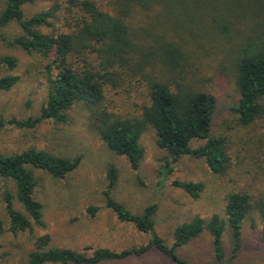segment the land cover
Masks as SVG:
<instances>
[{
	"label": "trees",
	"instance_id": "1",
	"mask_svg": "<svg viewBox=\"0 0 264 264\" xmlns=\"http://www.w3.org/2000/svg\"><path fill=\"white\" fill-rule=\"evenodd\" d=\"M34 1L5 0V7L0 11V28L16 22L22 35L12 40L4 38L6 43L35 53L44 60L42 75L46 79L47 98L40 108L39 118L0 119V132L5 127L32 129L45 121L65 124L67 110L80 102L86 108L91 130L108 150L125 158L132 170L138 169L144 157L141 134L150 128L155 131L156 145L167 153L171 163L183 156H192L203 160L214 175L226 172L229 160L226 140L210 135L219 101L215 94L189 79L187 51L163 36L156 37L149 45H138L123 17L113 16L89 0H65L81 15L69 33L48 36L37 28L49 25V12L31 18H24L22 14L21 6ZM154 1L119 0V3L135 4L147 10ZM188 1L168 0L164 9L168 19L176 25H184L186 19V25L194 19L200 24L202 13L207 9L209 26L206 29L228 42L234 40L230 57L238 97L229 110L237 115L243 126L264 118V0H224L225 8L219 0H197L196 5L202 8L197 6L199 12L194 16ZM189 32L192 33L191 28ZM16 66L15 57L0 58V69L5 71L0 76V91H10L17 84L19 78L10 73ZM124 76L145 86L148 104L142 106L139 115L117 116L104 106L105 89H117ZM194 140H205V144L191 149L190 143ZM78 163V159L59 157L43 149L0 155V177L14 183L15 198L23 210L14 207V198L9 192L3 193L7 230L12 235L33 233L35 228L45 227L43 206L34 196L36 182L29 166L63 179ZM169 165L166 164L164 174L171 171ZM116 179V169L110 167L103 192L105 206L118 221L133 225L138 232L147 235V245L118 251L98 247L86 254L52 248L49 235L43 234L35 237V249L29 254L28 264H108L142 257L149 251L165 257L169 264H189L179 257L177 249L199 241L205 234L210 236L212 263L234 264L242 248L243 222L255 209L247 194L227 195L223 219L214 214L208 219L194 217L178 225L173 232V244L167 246L155 232L156 206L148 205L139 215L131 213L111 197ZM172 185L193 199L204 189L202 183L191 181H174ZM96 211L95 207L88 209L92 216ZM226 233L229 234L230 254L224 244Z\"/></svg>",
	"mask_w": 264,
	"mask_h": 264
},
{
	"label": "rangeland",
	"instance_id": "2",
	"mask_svg": "<svg viewBox=\"0 0 264 264\" xmlns=\"http://www.w3.org/2000/svg\"><path fill=\"white\" fill-rule=\"evenodd\" d=\"M89 1L113 16L123 17L138 45H149L156 37L163 36L187 51L189 79L215 94L219 101L210 135L226 140L229 159L226 172L214 175L203 160L192 156H183L171 163L167 153L156 145L155 131L150 128L141 134L144 157L138 169L132 170L125 158L108 150L91 130L86 108L80 102L67 110L65 124L45 121L32 129L5 127L0 132V155L31 148L43 149L59 157L78 159L79 163L63 179L29 166L36 182L34 196L43 206L45 224L44 228H35L33 233L12 235L7 230L3 193L9 192L14 198V207L23 210L16 201L14 183L0 177V264H28L29 254L35 249V237L43 234L49 235L52 248L86 254L98 247L118 251L147 245V235L138 232L133 225L118 221L105 206L103 192L110 167H114L117 174L111 197L136 215L154 204L155 232L167 246L173 244V232L178 225L194 217L208 219L214 214L223 219L227 195L247 194L255 209L243 222L242 248L233 263L264 264V118L243 126L237 115L229 110L238 97L230 57L234 40L228 42L207 30V9L201 16L203 24L194 19L186 25V19L184 25H176L164 12L168 0H155L147 10L135 4L125 6L119 0ZM219 1L225 8L224 0ZM196 2L188 1L193 16L199 12ZM4 7L5 0H0V11ZM21 11L24 18L49 12V25L37 28L48 36L69 33L81 15L65 0H36L23 4ZM21 35L22 31L14 21L0 28V58L7 55L16 58L17 66L10 73L19 78L10 91H0V119L4 120L39 118L40 108L47 98L46 79L42 75L44 60L35 53L11 47L4 40ZM3 74L5 71L0 69V76ZM145 104H148L145 86L128 76H124L117 89H105L104 106L117 116L139 115ZM204 144L205 140H194L190 147L196 149ZM167 163L171 171L164 174ZM174 181L202 183L204 189L197 199H193L173 186ZM90 207L97 208L94 216L88 212ZM209 244L210 236L205 234L199 241L178 248L177 254L189 264H213ZM224 244L230 254L228 233L224 234ZM108 264H169V261L149 251L142 257Z\"/></svg>",
	"mask_w": 264,
	"mask_h": 264
}]
</instances>
